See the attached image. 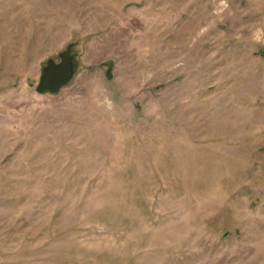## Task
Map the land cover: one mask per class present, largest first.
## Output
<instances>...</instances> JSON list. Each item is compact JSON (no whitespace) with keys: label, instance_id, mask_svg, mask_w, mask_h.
<instances>
[{"label":"rangeland","instance_id":"obj_1","mask_svg":"<svg viewBox=\"0 0 264 264\" xmlns=\"http://www.w3.org/2000/svg\"><path fill=\"white\" fill-rule=\"evenodd\" d=\"M0 264H264V0H0Z\"/></svg>","mask_w":264,"mask_h":264},{"label":"water","instance_id":"obj_2","mask_svg":"<svg viewBox=\"0 0 264 264\" xmlns=\"http://www.w3.org/2000/svg\"><path fill=\"white\" fill-rule=\"evenodd\" d=\"M73 76L74 66L71 57V45H69L66 47L65 52L60 55V61L58 63L54 61L47 63L36 91L40 94H58L70 84Z\"/></svg>","mask_w":264,"mask_h":264}]
</instances>
